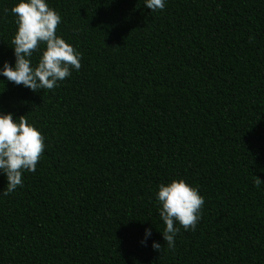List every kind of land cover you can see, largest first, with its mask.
<instances>
[{
    "label": "trees",
    "instance_id": "16d2710c",
    "mask_svg": "<svg viewBox=\"0 0 264 264\" xmlns=\"http://www.w3.org/2000/svg\"><path fill=\"white\" fill-rule=\"evenodd\" d=\"M16 3L0 0V67ZM48 3L81 68L37 93L0 76V111L45 137L0 194V264H264V0ZM176 178L205 203L169 249L155 195Z\"/></svg>",
    "mask_w": 264,
    "mask_h": 264
},
{
    "label": "clouds",
    "instance_id": "9594fccd",
    "mask_svg": "<svg viewBox=\"0 0 264 264\" xmlns=\"http://www.w3.org/2000/svg\"><path fill=\"white\" fill-rule=\"evenodd\" d=\"M166 3L167 0H144V7L151 12L162 11ZM11 14L16 24L11 41L15 63L10 65L5 61L0 76L37 93L59 87L73 71L80 70L82 53L57 34L62 17L50 7L48 0H18ZM34 53L38 57L35 63ZM44 150L45 137L26 116L14 118L12 113L0 111V175L7 181L6 191L0 194L7 196L23 187L24 173L36 171ZM254 183L259 187L264 182L256 178ZM157 189L155 199L164 225L161 234L167 247L173 249L181 228L195 231L205 200L198 187L183 178L161 183ZM151 236L152 229L145 228L141 245L148 246ZM151 247L158 252L162 248L156 241Z\"/></svg>",
    "mask_w": 264,
    "mask_h": 264
}]
</instances>
